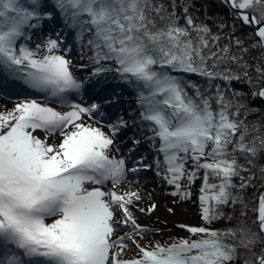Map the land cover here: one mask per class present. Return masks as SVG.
<instances>
[{
    "label": "snow or ice",
    "instance_id": "snow-or-ice-1",
    "mask_svg": "<svg viewBox=\"0 0 264 264\" xmlns=\"http://www.w3.org/2000/svg\"><path fill=\"white\" fill-rule=\"evenodd\" d=\"M222 2L231 10L233 29L237 22L252 29L250 47L260 50L254 64L244 59L248 48L233 32L220 45L229 27L225 21L217 33L206 22L197 23L193 0H0V88L11 82L23 97L0 112V264H232L238 249L227 239L235 241L238 234L248 251L260 246L245 264H264V192L255 210L258 231L210 227L223 217V207H247L243 193L257 178L253 161L264 154V127L253 123L250 130L239 119L247 106L215 84L246 79L252 96L264 99L259 83L264 81V0ZM57 18L63 28L39 36L33 47L45 22ZM64 29L73 32L79 59L87 61L81 68L91 66L86 78L73 71ZM109 73L135 90L138 132L153 146L159 141L155 151L163 160L153 164L156 175L174 189L169 195L188 200L192 185L202 180L197 199L203 225L177 226L187 237L167 245L141 243L149 229L138 223L133 206L143 198L136 191H117L128 172L152 166L146 157L133 155L141 140L130 137L127 157L110 155L128 121L121 116L102 125L106 133L83 121L103 114L98 103L69 101L70 93L79 95ZM191 76L202 77L215 93L206 95ZM57 134L59 143H49ZM259 173L264 180V166ZM156 208L136 210L151 214Z\"/></svg>",
    "mask_w": 264,
    "mask_h": 264
},
{
    "label": "rangeland",
    "instance_id": "rangeland-1",
    "mask_svg": "<svg viewBox=\"0 0 264 264\" xmlns=\"http://www.w3.org/2000/svg\"><path fill=\"white\" fill-rule=\"evenodd\" d=\"M63 28V22L60 20L48 21L45 22L43 29L41 32L37 33V36L33 38L31 42L32 46L35 47V44L39 42V36L41 35H49ZM51 30V31H49ZM64 34H66V39L68 45L72 46L71 55L74 57L73 59V71L80 78H86L91 70V66L81 68L82 64H87L86 60L79 59V53L77 51V46L74 42V34L70 29H64ZM118 79H114V74H106V76H101L92 81L91 84H88L85 90L79 95L72 93L74 99L71 100L69 97V101L72 103H81L87 106L90 103H98L96 98L101 97L102 101H105L107 104L105 109H102V115L97 113L94 114L92 119H89L88 116L83 117V121L88 124H92L94 127H102V125H107L108 123H113L111 118L114 116L115 112L125 113L130 116L127 117L126 120L131 121L133 124H130L127 128L121 130L119 137L115 140L113 151L110 155H114L117 158H120L121 153L126 152L129 147L132 145V140L130 137L136 136L137 139L144 138L141 141V146L139 147V153L136 155L137 159L141 157H148L152 154L154 161L159 158L161 161L163 160V156L158 154L155 151V148H159L160 144L157 140L155 145L153 146L152 142L146 141L145 135L140 134L138 132L139 125V110L136 102V95L128 92L123 88L122 84H119ZM34 98L40 99L43 101V97L39 93H31ZM23 97L17 94V90L10 82L6 87L0 88V112L5 110H10L15 106V103L22 99ZM49 106L55 108L58 111H67L68 109L61 107L57 103H50ZM125 116V115H124ZM102 130L108 133V128L106 126L102 127ZM41 139L45 138V133L42 131H37L35 133ZM110 134V133H109ZM146 135H151V133H147ZM60 137L57 134L56 136L49 137V143H59ZM146 141V144H144ZM143 142V143H142ZM118 146L121 149V152H116L115 147ZM152 161V162H153ZM131 165V164H130ZM148 170L152 171L151 180H159L162 181L163 186L161 188L162 194L160 197V201L157 203H151L157 205V208L151 214L140 213L136 209L138 208H147L145 204H142L141 201L137 202L133 209L135 211V215L139 217L138 223L141 225L147 226L149 229L148 233L144 236L143 240H141L142 244L155 243L159 241L161 244L167 245L171 243L173 240L179 237H187V233L181 230L178 225H192L197 226L200 222L199 216V188L201 186V179H197L195 183L191 187V198L185 201H181L179 197H173L169 195L171 191L174 189L167 185L160 176L156 175V167L154 164ZM186 167H191V161H189ZM132 172H128L126 180L124 184L117 189V191H127L133 188L132 191H136L141 196V189L139 184V179L141 176L135 177V181L128 180L129 176ZM199 175L203 176V172L201 171ZM136 176V175H135ZM187 181H182V185H186ZM110 182L107 187H110ZM88 187H92L88 185ZM107 187L105 190H107ZM187 190V189H185ZM142 197V196H141ZM149 202H151L149 200ZM173 208L174 212H169L168 209ZM159 231H155V230ZM129 256L134 255V252H129ZM235 264V260L232 262Z\"/></svg>",
    "mask_w": 264,
    "mask_h": 264
},
{
    "label": "trees",
    "instance_id": "trees-1",
    "mask_svg": "<svg viewBox=\"0 0 264 264\" xmlns=\"http://www.w3.org/2000/svg\"><path fill=\"white\" fill-rule=\"evenodd\" d=\"M165 2L167 3L168 0H165ZM177 2H179V0H177ZM193 2L195 3V8L191 9V11L194 16L198 18L197 23L206 22L211 28V31L213 33H217L219 31L217 25L220 23L221 20L225 21L229 25V27L223 30L222 35H224V38L220 41V45L223 46L227 44L229 42V38L226 34L228 32H233L234 37H240L244 41V47L248 48V52L244 55V59L249 64H254L255 61L253 60V57L259 56L260 50L250 47V45L253 43L252 39L250 38L252 29L244 27L238 22L236 23L235 28L233 29L231 25L233 24L234 20L231 15V10L228 8L227 5L222 2V0H193ZM251 11L252 10L250 9L249 12ZM57 19L60 20L59 18ZM181 24H183V21H181ZM232 51L235 52L237 51V49L233 47ZM209 63H211V61ZM230 66L234 71H240L236 68L235 65ZM250 71L252 72V75L255 76L254 70L250 69ZM190 79L193 83L197 84L200 87L201 91L205 92L206 95H212L215 93V87L213 86L209 90L207 81H205L202 77L191 76ZM118 82L119 84H122L123 88L126 89L128 92L136 95L135 90L130 85L125 84L121 81ZM253 83L257 82L254 80ZM259 83L264 84V81H261ZM215 84L221 85L222 89L226 91V94L229 99H235L247 106V111H245L244 109L241 110L239 119L243 120L244 124L248 125L250 130L253 123H257L258 125L264 127V99L258 96L255 98L252 96V91L254 89L251 85H249L246 79L239 81L234 80L227 85L224 84L223 81L217 80L215 81ZM188 91L191 94L193 90L189 89ZM233 91L240 93V95L237 97H233ZM215 107V101L213 100V108L215 109ZM248 139H251V136ZM208 147L210 150L211 144H209ZM237 155L240 156L239 153H237ZM240 162H244L242 156H240ZM253 162L256 164V168L253 169V171L256 172L257 178L253 181L254 186L248 188L243 193L247 207L245 208V206L241 204L223 207L221 209V211L224 213L223 217L217 221H214L210 225L211 228L216 230H226L230 228L239 229L243 227L249 228L253 232L258 231L254 220L256 218L255 210L257 209L259 195L261 194V192H264V187H262V185H264V180L260 179L259 173V168L261 166H264V154H261L260 156L256 157ZM244 175H247V173H244ZM234 183H239V179L236 178L234 180ZM242 211L246 212V214L242 215ZM229 216H231V219H228ZM201 225H203L202 220H200L197 226ZM193 239H195V237H193ZM238 239L239 234L237 236V240L233 241L231 238H228L227 242L237 244L238 251L237 259H235V264H245L246 260H249L253 257V253L260 252V246L257 245L253 248L252 251H248L247 249L239 245Z\"/></svg>",
    "mask_w": 264,
    "mask_h": 264
},
{
    "label": "bare ground",
    "instance_id": "bare-ground-1",
    "mask_svg": "<svg viewBox=\"0 0 264 264\" xmlns=\"http://www.w3.org/2000/svg\"><path fill=\"white\" fill-rule=\"evenodd\" d=\"M97 100V99H96ZM97 102H98V104L100 105V107L102 108V109H105V107H106V103H105V101H102V99H99V100H97ZM125 115V116H124ZM121 116H123V118L126 120V118L127 117H130V116H128V115H126L124 112L123 113H121V111L120 112H115V114H114V116L111 118V120H113V123L119 118V117H121ZM128 124L130 125V124H133L131 121H129L128 122ZM139 140H144V138H140ZM143 143V142H142ZM146 144V141H144V144L143 145H145ZM142 144H140L139 146H138V149H137V151L135 152V153H133V155H138V153H139V147L141 146ZM121 155H123V156H125V157H127L128 155H129V153H128V150L126 151V152H123V153H121ZM153 155L154 154H152V155H150V156H148V157H146L147 159H146V163L147 164H153V160H152V158H153ZM128 163L129 164H132V161H131V159H129V161H128ZM155 165V164H154ZM152 171L153 170H151V171H149V170H141L140 172H138V173H131V175L129 176V178H128V180H131V181H133V179H134V181H135V177H137V176H141V178L138 180L139 181V184H140V189H141V196H142V200H141V203L142 204H145V206L146 207H148L151 203H157V202H159L160 201V197H161V194H162V191H161V188H162V186H163V183H162V181H157V180H151V174H152ZM136 175V176H135ZM125 182H127V180H125ZM131 191L133 190V188L132 189H130ZM149 200L151 201V202H149ZM120 234H122V233H120Z\"/></svg>",
    "mask_w": 264,
    "mask_h": 264
},
{
    "label": "water",
    "instance_id": "water-1",
    "mask_svg": "<svg viewBox=\"0 0 264 264\" xmlns=\"http://www.w3.org/2000/svg\"><path fill=\"white\" fill-rule=\"evenodd\" d=\"M251 13V12H250Z\"/></svg>",
    "mask_w": 264,
    "mask_h": 264
}]
</instances>
